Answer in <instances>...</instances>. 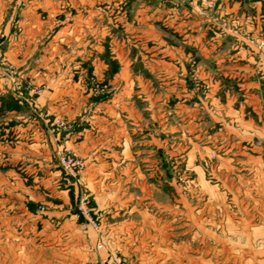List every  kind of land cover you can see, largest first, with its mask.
<instances>
[{
  "label": "crops",
  "instance_id": "0c3cea01",
  "mask_svg": "<svg viewBox=\"0 0 264 264\" xmlns=\"http://www.w3.org/2000/svg\"><path fill=\"white\" fill-rule=\"evenodd\" d=\"M214 2L0 0V67H17L0 68V90L45 88L0 102V264H157L173 248H158L160 188L142 178L163 174L160 159L187 176L166 184L183 215L264 264V0ZM91 76L113 90L95 96ZM65 149L85 161L80 181ZM82 189L99 228L77 211Z\"/></svg>",
  "mask_w": 264,
  "mask_h": 264
},
{
  "label": "rangeland",
  "instance_id": "374dc122",
  "mask_svg": "<svg viewBox=\"0 0 264 264\" xmlns=\"http://www.w3.org/2000/svg\"><path fill=\"white\" fill-rule=\"evenodd\" d=\"M94 79L107 83L109 85V89L113 90V86L111 85L110 81L99 78L97 76H91V78L89 79V90H92L91 88L92 81ZM192 80L194 81L196 87H199L197 86V82H201V86L203 87L206 86L204 82L197 77H193ZM27 83L22 82L19 85H17L16 82V86L18 87L17 90H0V102L4 104L5 102H7L6 99L9 97L10 101L13 100L12 102L14 103H20V104L36 103L38 97L42 95L45 88L43 86H40L39 84L30 83L33 86H38L43 88V92L40 95H37L34 94L33 92H29L25 90V86L27 85ZM0 117L2 118L3 114H0ZM58 117L59 116L54 117V119ZM160 162L161 165L159 164V166L161 169L163 168L162 169L163 174L159 173L158 176L155 175L152 177L145 175L142 178V182L148 181L150 183L152 178V183L158 182L159 184L160 191H159L158 199L160 200L159 202L160 206L159 208L157 207L156 209L158 211V215L160 219L159 221L160 226L158 228L159 238L157 240V244L159 246L158 248L160 249H162L161 247L163 246L164 247L168 246L170 248H173L172 249L173 251H168V252L159 251L158 254L152 256L153 257L151 258L152 263L154 262L157 264H240V262L244 258L248 257L240 253V250L242 248L241 244H239L240 240L224 237L225 234L223 233L225 231L215 232L216 228L213 223H208V225L206 226L207 230L198 229L199 222L197 221V218L190 217V219H188L189 217L183 215L184 209H183L181 195H183L184 191L181 190L178 193L175 192L176 196H178V194H181L179 198L177 197L174 198L175 202L174 200L168 197V195H170V192L166 190V184H168V182L169 183L176 182L182 186L187 176L183 175L182 167H180L181 168L180 170H177V172H181V173H176L174 175L170 173L166 174L167 171L166 160L160 159ZM62 171L66 177H69L66 175L64 170ZM166 205L175 207V210L170 213ZM39 210L41 209L39 208ZM172 215H175L173 221H172L173 218ZM216 233L218 235H220L219 233H222L223 237L218 236L216 238L214 236V234ZM126 259L129 260L128 258Z\"/></svg>",
  "mask_w": 264,
  "mask_h": 264
},
{
  "label": "built area",
  "instance_id": "2783aa9c",
  "mask_svg": "<svg viewBox=\"0 0 264 264\" xmlns=\"http://www.w3.org/2000/svg\"><path fill=\"white\" fill-rule=\"evenodd\" d=\"M179 5H187L190 3H196L206 8H214L215 2L214 0H169ZM19 25V24H18ZM16 25L17 32L20 31V26ZM1 70L4 74L9 76H15L17 74V70L15 65L9 63H1ZM197 86H201V82H197ZM92 90L95 96H106L110 93L111 89H109V85L100 80H93L92 81ZM25 90L29 92H33L34 94L40 95L43 92L42 87L33 86L30 83H27L25 86ZM52 125L66 133L73 132L76 127L77 123L75 121H69L63 117H58L52 121ZM59 162L66 173L67 176L70 178H74L80 181L81 174L85 170V161L83 158L73 149H65L59 155ZM41 210H46L45 206H40ZM77 210L80 215H82L86 221L91 224L94 228H99V223L95 217V209L93 206L92 198L86 189H82L79 196V202L77 204ZM103 264H110L108 262H104ZM112 264H132L129 260L125 257H119L116 261Z\"/></svg>",
  "mask_w": 264,
  "mask_h": 264
}]
</instances>
